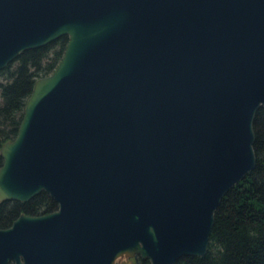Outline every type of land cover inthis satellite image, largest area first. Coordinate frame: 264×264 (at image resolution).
<instances>
[{
  "label": "water",
  "instance_id": "water-1",
  "mask_svg": "<svg viewBox=\"0 0 264 264\" xmlns=\"http://www.w3.org/2000/svg\"><path fill=\"white\" fill-rule=\"evenodd\" d=\"M67 39L0 146V264H175L255 165L264 0H0V70Z\"/></svg>",
  "mask_w": 264,
  "mask_h": 264
},
{
  "label": "trees",
  "instance_id": "trees-1",
  "mask_svg": "<svg viewBox=\"0 0 264 264\" xmlns=\"http://www.w3.org/2000/svg\"><path fill=\"white\" fill-rule=\"evenodd\" d=\"M67 39L20 53L0 70V146L15 138L23 105L35 80L52 73L64 52ZM255 159L253 170L231 187L213 213L206 252L202 257L185 256L175 264H264V109L252 121ZM2 160L0 158V166ZM57 205L41 192L25 203H0V230L20 215L42 216ZM133 264H149L135 256Z\"/></svg>",
  "mask_w": 264,
  "mask_h": 264
},
{
  "label": "flooded vegetation",
  "instance_id": "flooded-vegetation-1",
  "mask_svg": "<svg viewBox=\"0 0 264 264\" xmlns=\"http://www.w3.org/2000/svg\"><path fill=\"white\" fill-rule=\"evenodd\" d=\"M134 258V257H133Z\"/></svg>",
  "mask_w": 264,
  "mask_h": 264
}]
</instances>
